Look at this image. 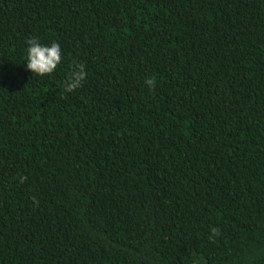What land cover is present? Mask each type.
Listing matches in <instances>:
<instances>
[{"label":"trees","instance_id":"16d2710c","mask_svg":"<svg viewBox=\"0 0 264 264\" xmlns=\"http://www.w3.org/2000/svg\"><path fill=\"white\" fill-rule=\"evenodd\" d=\"M0 264H264V0H0Z\"/></svg>","mask_w":264,"mask_h":264},{"label":"clouds","instance_id":"9594fccd","mask_svg":"<svg viewBox=\"0 0 264 264\" xmlns=\"http://www.w3.org/2000/svg\"><path fill=\"white\" fill-rule=\"evenodd\" d=\"M26 44L24 65L27 71L41 78L56 71L63 58L59 43L53 41L49 44H44L36 38H31L26 41ZM85 79V65L83 63L74 64L73 70L64 84V91L67 93L73 92L82 86V82ZM145 84L151 90L154 81L146 79ZM211 232L212 236L217 235L215 228Z\"/></svg>","mask_w":264,"mask_h":264}]
</instances>
